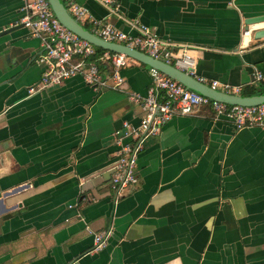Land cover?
Returning <instances> with one entry per match:
<instances>
[{
    "label": "crops",
    "instance_id": "crops-1",
    "mask_svg": "<svg viewBox=\"0 0 264 264\" xmlns=\"http://www.w3.org/2000/svg\"><path fill=\"white\" fill-rule=\"evenodd\" d=\"M71 1L89 31L99 21L136 34L137 22L192 46L198 75L241 94L262 84L264 38L244 31L264 28L246 23L264 0ZM24 3L0 0V30L16 27L0 37V264H264V128L237 129L209 106L174 115L115 199L114 132L139 124L151 67L131 57L119 88L77 75L29 95L44 48L21 22Z\"/></svg>",
    "mask_w": 264,
    "mask_h": 264
},
{
    "label": "built area",
    "instance_id": "built-area-1",
    "mask_svg": "<svg viewBox=\"0 0 264 264\" xmlns=\"http://www.w3.org/2000/svg\"><path fill=\"white\" fill-rule=\"evenodd\" d=\"M65 6L80 24L88 17L87 10L71 0ZM23 10L22 24L31 35L40 39L44 48L37 60L44 65V69L39 81L27 88L29 95L59 86L77 75L96 91L107 86L119 88L124 84L120 70L132 61L131 57L109 50L97 54L93 44L60 23L47 0H25ZM92 23L94 26L90 31L104 40L126 45L171 64L211 89L231 94L240 93V86L198 75L191 53L194 48L190 45L161 39L152 29L137 22L132 24L136 34L122 31L109 23ZM252 32L246 30L244 35ZM104 64L111 69V77L104 73ZM150 77L151 85L142 101L143 114L139 124L133 127L124 123L122 129L114 132L113 139L118 149L117 159L112 167L111 188L116 192L115 199L122 187L136 182L137 157L146 140L157 135L161 126L174 115H189L200 106H209L215 117L231 120L237 129L264 128V102L245 106L214 100L187 88L155 68H150ZM254 81L264 85V74L256 71ZM132 99L136 100L135 94H132ZM106 236L105 231L95 234L94 250L105 245Z\"/></svg>",
    "mask_w": 264,
    "mask_h": 264
},
{
    "label": "water",
    "instance_id": "water-1",
    "mask_svg": "<svg viewBox=\"0 0 264 264\" xmlns=\"http://www.w3.org/2000/svg\"><path fill=\"white\" fill-rule=\"evenodd\" d=\"M55 17L64 25L67 29L75 33L78 37L89 41L95 47L109 50L112 52L123 53L127 56H130L143 64L148 65L151 68H155L167 76L176 79L187 88L207 96L211 99L225 102L228 104H239V105H257L264 102V92L252 94V95H243L241 93L231 94L222 92L219 90L211 89L206 84L200 83L192 76L187 73L177 69L171 64L165 63L159 59L152 58L151 56L138 51L134 48L128 47L126 45L107 41L101 37L95 35L88 29H86L82 24H80L67 10L63 0H47ZM246 23H258L264 22V14L251 17ZM14 28L11 27L7 29L0 30V37L10 33ZM253 37L255 39L264 38V28L257 29L253 31ZM116 194L114 195L115 198Z\"/></svg>",
    "mask_w": 264,
    "mask_h": 264
},
{
    "label": "trees",
    "instance_id": "trees-1",
    "mask_svg": "<svg viewBox=\"0 0 264 264\" xmlns=\"http://www.w3.org/2000/svg\"><path fill=\"white\" fill-rule=\"evenodd\" d=\"M96 51L99 54V53L103 52V49L96 48ZM261 92H264V85L263 84H260V85H258L256 87H254V86H252V87L247 86L244 89L243 94H245V95H252V94H257V93H261Z\"/></svg>",
    "mask_w": 264,
    "mask_h": 264
}]
</instances>
